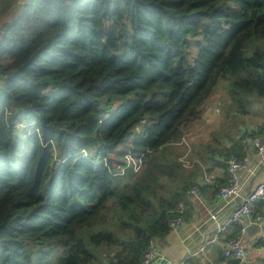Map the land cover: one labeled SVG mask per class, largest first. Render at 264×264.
Segmentation results:
<instances>
[{
  "label": "trees",
  "instance_id": "trees-1",
  "mask_svg": "<svg viewBox=\"0 0 264 264\" xmlns=\"http://www.w3.org/2000/svg\"><path fill=\"white\" fill-rule=\"evenodd\" d=\"M2 32L0 264H142L193 185L145 188L223 84L214 164L264 134V0H34Z\"/></svg>",
  "mask_w": 264,
  "mask_h": 264
},
{
  "label": "crops",
  "instance_id": "crops-1",
  "mask_svg": "<svg viewBox=\"0 0 264 264\" xmlns=\"http://www.w3.org/2000/svg\"><path fill=\"white\" fill-rule=\"evenodd\" d=\"M12 6L6 14L0 16V42L3 38V25L9 23L18 15V5L27 3V0H11ZM227 131L223 133L221 147L232 145L233 139L228 138ZM241 134V133H240ZM235 134V137L240 135ZM253 148L250 146L249 156L253 162L257 161ZM224 158L218 159L222 162ZM225 164V162H224ZM214 169L205 168L207 173L195 176L192 185L197 184V195L185 197V221L177 229H172L164 238L156 239V246L160 256L165 257L171 264H228L223 254L226 243L239 232L235 225L229 226L224 231H219L218 224L223 223L233 213L236 203L228 206H216V196L221 186L227 183V169L214 165ZM207 180V181H206ZM244 193H251L258 185L264 184V165L254 177H249L246 172L241 175ZM190 185V186H192ZM189 186V187H190ZM219 212L218 222L210 220V216ZM254 216L248 222L251 231L246 234L244 246L248 249L245 264H264V220L261 224L253 223L256 216L264 217V200H259L254 209ZM204 250L202 251V249Z\"/></svg>",
  "mask_w": 264,
  "mask_h": 264
},
{
  "label": "built area",
  "instance_id": "built-area-1",
  "mask_svg": "<svg viewBox=\"0 0 264 264\" xmlns=\"http://www.w3.org/2000/svg\"><path fill=\"white\" fill-rule=\"evenodd\" d=\"M34 0H27L30 3ZM251 147L257 161L253 162L250 157L243 160L231 159L227 162L228 182L223 185L216 196V206L226 204V206L236 203L235 209L223 223L218 224L219 231L226 230L229 226L235 225L238 227V234L230 239L224 249L223 254L226 258L239 261L241 264L246 263L244 240L248 233L250 223L248 222L254 216L253 209L259 200H264V184L247 194L241 183V175L246 172L249 177H254L259 169L264 165V134L261 137L254 138L251 141ZM198 186H193L189 191L190 195H197ZM178 216L171 222V229H177L185 221V206L180 204L177 208ZM219 212H215L210 216V220L217 223ZM264 217L256 216L253 223L261 224ZM204 248L202 249V251ZM162 256L158 253L155 241L150 242L148 251L145 253L142 264H153L161 259ZM171 264V262H169Z\"/></svg>",
  "mask_w": 264,
  "mask_h": 264
},
{
  "label": "rangeland",
  "instance_id": "rangeland-1",
  "mask_svg": "<svg viewBox=\"0 0 264 264\" xmlns=\"http://www.w3.org/2000/svg\"><path fill=\"white\" fill-rule=\"evenodd\" d=\"M19 6L21 5H18V7ZM223 85L219 87L217 95L215 97H211L205 103V109L207 110L204 122L191 126L185 140L173 149V153L179 156L178 163L180 164V167H178V173L175 172L174 177L169 181H165V179L159 175L154 178L151 186L145 188L146 192H148L154 186H157V188L164 186V188L159 190L158 196L155 197L156 201L162 197H172L171 195H173L175 189L184 185L185 181H188L189 184L192 185V180L195 176L208 174L205 168L214 169L215 164L213 160L216 159L217 162L218 159L220 160L222 158L219 155L213 156L212 150L219 148L222 144L223 132L225 129H228L227 131L229 133L231 131H235L234 126L232 125L223 129L228 122L225 117V115H227L225 106L231 102L229 92L226 91ZM119 104V102H116L115 108L118 107ZM259 111L261 110L257 109V112ZM245 119L247 121L245 127H248L249 125V129H256L258 124L263 119V116L255 114L253 116L249 115ZM233 120H235V118H233ZM231 138H235V136L233 135ZM223 161L224 159L222 162ZM142 171L144 174V169H142ZM161 259L166 258L162 256Z\"/></svg>",
  "mask_w": 264,
  "mask_h": 264
},
{
  "label": "water",
  "instance_id": "water-1",
  "mask_svg": "<svg viewBox=\"0 0 264 264\" xmlns=\"http://www.w3.org/2000/svg\"><path fill=\"white\" fill-rule=\"evenodd\" d=\"M251 231V228H248V233ZM248 255V249L245 248V257L247 258ZM153 264H169L168 260L166 259H159L157 262L153 263Z\"/></svg>",
  "mask_w": 264,
  "mask_h": 264
}]
</instances>
